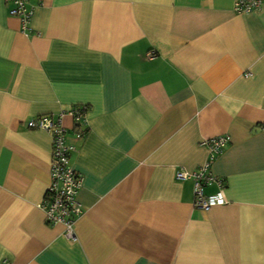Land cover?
Instances as JSON below:
<instances>
[{
    "label": "crops",
    "instance_id": "0c3cea01",
    "mask_svg": "<svg viewBox=\"0 0 264 264\" xmlns=\"http://www.w3.org/2000/svg\"><path fill=\"white\" fill-rule=\"evenodd\" d=\"M234 1L28 0L22 31L0 0V264H264V3ZM43 115L75 147L73 240L39 207L51 137L26 123ZM220 136L226 202L201 210L175 173Z\"/></svg>",
    "mask_w": 264,
    "mask_h": 264
},
{
    "label": "built area",
    "instance_id": "2783aa9c",
    "mask_svg": "<svg viewBox=\"0 0 264 264\" xmlns=\"http://www.w3.org/2000/svg\"><path fill=\"white\" fill-rule=\"evenodd\" d=\"M10 4L9 14L20 21L21 30L26 31L34 13V7L28 6V0H5ZM264 0H235L233 11L237 14L259 11ZM147 59L155 58L153 52H148ZM84 107H76L70 111L75 125L82 127L81 133H74L73 139L80 140L86 124L84 122ZM26 126L28 129L46 131L51 137L52 154L50 161V179L45 198L39 205L48 225H62L64 236L73 240V226L76 219L82 214V207L77 201V193L81 187V177L71 163V154L75 147L69 142L67 129L60 124V117L54 119L51 115H43L30 119ZM229 141L228 136L209 139L204 145L209 152V160L196 172L188 173L177 170V181L193 180L194 206L207 210L213 205H222L226 202L222 189V180L217 179L209 172L211 161L218 156ZM216 184L220 190L215 195L206 196L204 188Z\"/></svg>",
    "mask_w": 264,
    "mask_h": 264
},
{
    "label": "trees",
    "instance_id": "16d2710c",
    "mask_svg": "<svg viewBox=\"0 0 264 264\" xmlns=\"http://www.w3.org/2000/svg\"><path fill=\"white\" fill-rule=\"evenodd\" d=\"M75 133H81V131L83 130L82 127H80L79 125H75ZM86 132V128L84 129Z\"/></svg>",
    "mask_w": 264,
    "mask_h": 264
}]
</instances>
